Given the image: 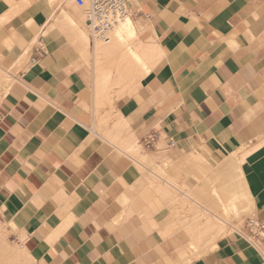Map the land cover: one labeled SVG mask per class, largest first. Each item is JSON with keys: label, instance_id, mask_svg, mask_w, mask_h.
<instances>
[{"label": "crops", "instance_id": "1", "mask_svg": "<svg viewBox=\"0 0 264 264\" xmlns=\"http://www.w3.org/2000/svg\"><path fill=\"white\" fill-rule=\"evenodd\" d=\"M129 10L158 56L106 108L75 0H0L1 216L31 264H264V233L250 239L247 226L181 260L190 212L127 151L158 132L180 154L235 166L264 223V0H130Z\"/></svg>", "mask_w": 264, "mask_h": 264}, {"label": "rangeland", "instance_id": "2", "mask_svg": "<svg viewBox=\"0 0 264 264\" xmlns=\"http://www.w3.org/2000/svg\"><path fill=\"white\" fill-rule=\"evenodd\" d=\"M81 19L83 25L78 22L79 28L84 27V13H81ZM86 28L90 40V31L88 27ZM131 42L143 57V61L152 67L158 56L153 43L140 41L137 36L131 39ZM126 49V46H123L120 49L122 52L115 55H108L104 51L106 53L102 54L105 55L101 54L103 57L98 58L94 56V48L91 52L92 57L94 56L91 64L93 71L91 84L95 103L99 106L110 108L112 103L120 98L131 95L135 87H138L145 75L151 71L148 72L142 64L136 63ZM127 151L130 156L137 159L145 181H158L159 189H164L162 190L164 193L169 191L173 194L175 205L189 210L190 244L187 252L180 256L184 262L206 253L208 249L214 247L215 241L220 237L243 231L248 220L255 217L251 197L246 195L247 190L243 187L235 166L227 170L220 166L221 160L210 156L201 153L180 154L174 147H169L166 137L160 138L151 147H147L143 141L134 139ZM199 191L205 200L199 197ZM191 198H198L224 221L221 222L198 207ZM233 198L238 210L224 207L225 204H230ZM214 199L217 200L216 208L213 207ZM204 230L206 232L202 233ZM20 234L19 229L0 214L1 256L10 264H31V247L27 239Z\"/></svg>", "mask_w": 264, "mask_h": 264}, {"label": "built area", "instance_id": "3", "mask_svg": "<svg viewBox=\"0 0 264 264\" xmlns=\"http://www.w3.org/2000/svg\"><path fill=\"white\" fill-rule=\"evenodd\" d=\"M130 0H75L77 6L83 9L86 26L89 28L92 42L109 43L114 30L123 21L131 18ZM160 139L158 132L150 133L143 139L147 147L155 145ZM169 147H175L174 140L167 138ZM250 239L264 233V223L253 217L247 223ZM244 233L243 231H239Z\"/></svg>", "mask_w": 264, "mask_h": 264}, {"label": "bare ground", "instance_id": "4", "mask_svg": "<svg viewBox=\"0 0 264 264\" xmlns=\"http://www.w3.org/2000/svg\"><path fill=\"white\" fill-rule=\"evenodd\" d=\"M78 30L81 33L82 37L87 41L88 40V34L86 31V28H84V27L79 28L78 27ZM136 36H137L136 25H135L134 21L132 20V18H129L126 21H123L120 25H118L116 27V29L113 32L111 41L109 43H103V42L96 40V42H99V43L95 42L96 44L94 45V50H93L94 56L96 58H98L101 56V54L104 51H106L108 53V55L109 54L115 55L117 53H121L122 50H120V49H122L123 46H126V48H127L126 52H128V54H130V56L136 61V63L142 64L145 67V69L149 72L151 70V67L145 61H143L144 60L143 57L141 56V54L136 49V46L131 42V39H133ZM106 52H104V53H106ZM102 55H105V54H102ZM101 57H103V56H101ZM223 164L225 167H227V166L229 167L230 165H232L234 163H233L232 158H229V160L225 161ZM168 184L175 187L170 182H168ZM191 200L193 202H195L198 205V207H200L201 209L203 208L208 213H210L212 216H215L217 219H219L221 222L224 221V219L222 217H220L216 213H214V211L212 209H210L208 206H206L198 198H191ZM224 207H227L228 209H235V210L239 209L236 202H233V201L230 204H225ZM205 214H207V213H205ZM193 245L194 244L192 243L191 246H193ZM194 248H195V246H194ZM0 264H10V263L4 257H2L0 254Z\"/></svg>", "mask_w": 264, "mask_h": 264}]
</instances>
